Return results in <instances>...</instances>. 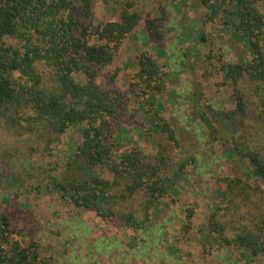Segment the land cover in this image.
Returning <instances> with one entry per match:
<instances>
[{"label": "trees", "instance_id": "obj_1", "mask_svg": "<svg viewBox=\"0 0 264 264\" xmlns=\"http://www.w3.org/2000/svg\"><path fill=\"white\" fill-rule=\"evenodd\" d=\"M94 2L0 0V167L12 164L32 176L30 159L39 155L41 146L46 157L54 156L50 146L59 153L64 136L77 128L80 138L59 177L36 180L35 186L24 189L57 194L105 225L142 233V251L137 254L150 264L148 254L159 255L163 243L155 212L166 205L165 200H171L170 208L181 200L171 175L179 159V143L161 114L167 79L157 59L146 51L135 57L136 72L126 92L114 87L116 72L104 74L124 40L135 33L158 53L168 13L159 3L140 10L134 0H118L117 20L95 23ZM193 2L195 8L205 10H199V18L210 24L221 21L230 43L242 48L235 62L222 53L212 55L214 77L230 88L232 106L207 109L199 124L223 139L230 158L243 155L251 170L245 178L233 173L217 176L222 201L210 210L206 225L212 244L239 252L240 259L251 264L264 256V0ZM130 103L136 108L130 110ZM141 116L149 120L139 128H144L146 143L154 152L145 154V146L133 144L122 151L127 128ZM9 129L29 134L35 145L31 157L16 149L1 150L2 132ZM6 198L0 194V264H54L52 257L41 254L36 216L22 207L16 211L6 206L1 211L12 203ZM180 215V221L164 226L171 224V231L184 237L195 232L196 209L189 207ZM76 231L78 236L87 234ZM94 245L108 252L117 244L104 240ZM160 256L152 257L153 264H163ZM73 260L71 264L76 263Z\"/></svg>", "mask_w": 264, "mask_h": 264}, {"label": "rangeland", "instance_id": "obj_2", "mask_svg": "<svg viewBox=\"0 0 264 264\" xmlns=\"http://www.w3.org/2000/svg\"><path fill=\"white\" fill-rule=\"evenodd\" d=\"M134 1L140 10L152 8L155 3L165 7L168 20L158 43L159 51L155 53L154 48L144 42L145 38L135 33L124 40L114 63L104 76L116 72L114 87L126 92L136 72L133 63L135 57L146 51L157 59L158 67L167 79L165 92L162 94L161 114L172 125L180 148L179 159L173 165L171 175L177 186V197H181V200L177 207L171 205L172 208L168 207L171 200H165L166 205L155 212L154 221L162 224L160 231L162 230L163 243L159 244V255L148 254L147 261L153 264L152 257L161 255L160 261L163 264H247L244 259H240L239 252L212 244L206 225L210 210L222 201L215 183L217 176L233 173L245 178L251 174V170L243 155L237 153L230 158L229 151L222 146L225 144L223 139L217 134L212 135L214 133L208 131V127L199 124L202 112L207 109L227 110L232 106L230 88L224 83L220 85L214 77L212 55L220 56L222 53L226 59L235 62L241 56L242 48H236L230 43V33L227 27L220 25L221 21L210 24L211 22L199 18V10H205L195 8L193 0ZM117 2L118 0H95L94 22L117 20ZM98 83H102L101 80ZM135 108L136 105L130 103L129 109ZM134 119L135 124L127 128L128 141H122V151L131 148L133 144L145 146V154L153 153V148L147 145L143 135L149 120L144 119V116ZM139 125L145 126L140 130ZM5 133L7 135L2 132L4 138L1 145L4 153L9 149H16L30 157L34 154L31 148L35 145L28 140L29 134L12 129ZM79 138L80 131L77 128L70 130L64 136V144L58 146L59 153L54 145L50 146V151L55 154L51 157L43 154L42 145L39 155L30 159L34 166L31 171L33 178L27 170L12 164L0 167V194L5 195L6 199H12V203L2 207L1 211L6 206L16 211L17 207L28 208L29 213L36 216L41 228L38 236L39 241L43 242L40 246L41 254L52 257L54 264H71L72 259L75 264H91L90 262L95 261H99L96 264H147L137 254L142 251V233L105 225L93 213L75 209L57 194L44 190L41 194H36L24 189L35 186L38 183L36 180L58 178L59 173L65 169L67 155L74 150ZM194 158L195 163L191 162ZM56 161L59 170H56ZM18 175L21 176L20 179ZM189 207L197 211L195 232L184 237L175 229L171 231V224L164 226L168 221H180V214ZM75 225L80 231L75 230ZM74 231L85 234L87 231V234L78 236ZM104 240L117 245L109 246L108 252L103 251L101 245H94ZM135 244L139 248L134 249ZM170 249L177 251L173 254ZM251 264H264V256L255 258Z\"/></svg>", "mask_w": 264, "mask_h": 264}]
</instances>
